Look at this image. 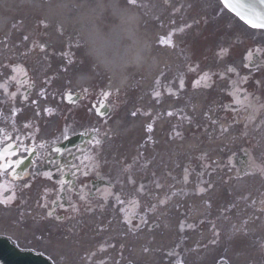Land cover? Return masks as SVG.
<instances>
[{
  "label": "flooded vegetation",
  "instance_id": "flooded-vegetation-1",
  "mask_svg": "<svg viewBox=\"0 0 264 264\" xmlns=\"http://www.w3.org/2000/svg\"><path fill=\"white\" fill-rule=\"evenodd\" d=\"M159 1L168 15L169 38L190 27L185 38L223 41L204 53L197 77L213 90L214 157L203 154L196 163L186 160L173 168L163 163L157 168L140 155L125 158L115 128L116 99L99 116L93 102L75 103L70 89L54 84L56 75L36 70L10 76L0 90V141L17 149L8 157L15 171L0 174V235L15 247L53 264H105L116 240L122 245L118 261L134 264L140 234L152 245L165 225L213 232L222 218L264 213V207L257 209L264 201V38L246 32L237 37L230 24L221 35L218 11L206 8L204 0ZM207 24L212 32L205 34ZM236 90L247 96L243 106L234 103ZM155 123L140 118L135 131L140 150L153 149ZM178 133L171 127L160 132ZM205 144L202 138L200 146ZM190 198L201 200L206 212L200 218H194ZM110 232L119 235L110 239Z\"/></svg>",
  "mask_w": 264,
  "mask_h": 264
},
{
  "label": "bare ground",
  "instance_id": "bare-ground-1",
  "mask_svg": "<svg viewBox=\"0 0 264 264\" xmlns=\"http://www.w3.org/2000/svg\"><path fill=\"white\" fill-rule=\"evenodd\" d=\"M148 11L142 0L134 3L129 0H0V65L8 66L15 62L18 51L25 53L33 43L44 40L51 46L53 60L50 66L53 70L64 71L72 67L76 49L84 48L108 74L109 90L128 89L130 80L146 88V84L159 81V73L167 74L176 58V52L164 47L156 38V28L145 18ZM66 57L69 60L64 65L62 61ZM86 70V65L81 68V71ZM87 83L89 76L83 73L74 79L75 86ZM205 100L201 92H190L179 95L177 101L162 97L159 106L152 102L147 106L152 112L151 118L157 120L155 129L159 130L165 122H173L169 118L172 115L178 119L187 118L192 124L201 123ZM143 114L132 110L127 113L124 135L133 137V144L138 142L135 131ZM183 131L186 138L192 134L190 128L188 132ZM169 135L160 141L155 133L153 140L157 146H162L169 139L170 145H177L178 154L186 146L193 148L200 141L199 137H190L176 144ZM229 235H235V241L222 242L220 252L227 250L229 257L233 252L240 260L235 259L237 264H258L264 233L236 231ZM209 252V249L199 251L201 255Z\"/></svg>",
  "mask_w": 264,
  "mask_h": 264
},
{
  "label": "snow or ice",
  "instance_id": "snow-or-ice-1",
  "mask_svg": "<svg viewBox=\"0 0 264 264\" xmlns=\"http://www.w3.org/2000/svg\"><path fill=\"white\" fill-rule=\"evenodd\" d=\"M130 3H134L135 0H129ZM221 3H223L224 7L227 8L229 11L233 12L236 16H238L241 20H243L246 24H248L252 28H261L264 29V0H221ZM260 5L262 6L260 11L256 10V6ZM171 34H169V37ZM161 43H168L169 46H171V39L169 38L167 41L165 39H161ZM251 56V53L249 54V57ZM229 71H233V69H229ZM207 76H205V79ZM199 82L194 83V86L198 84ZM87 91V89H85ZM242 90H236L234 92V103L237 104V106H243L244 101L247 100V96L242 95ZM110 95V93H103L104 99H107V97ZM158 95V93H157ZM103 103H101L100 108L105 107ZM235 110V109H233ZM99 112V109H98ZM103 114V113H100ZM172 113H169L171 115ZM25 127H28V125H25ZM224 131H227V129H224ZM8 137H5V140H7ZM96 143H99V141H96ZM0 144H3L2 147H0V174H3L4 172L8 171L9 168H12L13 172L15 171V168L13 167L12 163L8 162V157L10 155L16 154L17 146L12 143H3L0 141ZM18 163L16 162V165L18 166Z\"/></svg>",
  "mask_w": 264,
  "mask_h": 264
},
{
  "label": "rangeland",
  "instance_id": "rangeland-1",
  "mask_svg": "<svg viewBox=\"0 0 264 264\" xmlns=\"http://www.w3.org/2000/svg\"><path fill=\"white\" fill-rule=\"evenodd\" d=\"M149 3H152V0H149ZM205 3H206V5H207V7L206 8H208V9H210V7H212V4H213V0H205ZM222 11V13H221V17H222V19L221 20H226V19H229L230 17L223 11V10H221ZM206 11H203V13H205ZM233 22V21H232ZM221 24H223V21L221 22ZM234 27L236 28V30L238 31V32H241V33H239L238 34V37L240 36V35H242V33H244L243 31H242V27L239 25V23L238 22H234ZM204 30H205V32H206V34H208V33H210V32H212V30H211V26H209V24H207L206 26H205V28H204ZM249 33H251V32H249ZM189 34H191V33H189ZM188 34V35H189ZM220 34L221 35H224L225 34V32H222V31H220ZM252 35H259V33H251ZM184 39V37H182V40ZM212 38H203V41H204V43H195L194 41H193V51H192V53H194V54H196L198 57H200V55H202V53L203 52H205V51H199V48H202V49H205L206 51L208 50V49H211V48H213V47H215V46H217L221 41H219L218 39H216V38H213L214 39V42H212V41H210ZM190 40V39H189ZM193 40V39H192ZM80 54V52H78L77 53V55H79ZM197 56H194L192 59H194V60H192V59H190V66L191 65H194L195 64V62L197 61ZM105 74V73H104ZM188 89H189V85H186V92L185 91H182V93H187L188 92ZM204 91V90H203ZM130 92H132V91H129L128 93H130ZM205 93V92H204ZM206 94V93H205ZM206 96H207V94H206ZM210 104H211V99H210ZM203 107H204V105H203ZM205 109V108H204ZM180 163V162H179ZM247 220V219H246ZM247 222H244L243 224H241L243 227H245V226H247V225H245ZM236 226H237V224H236ZM259 228H261V227H259ZM251 231H259V229H257L256 227H254ZM255 233H257V232H255ZM235 237V236H234ZM234 242V240H232L230 243H233ZM161 248V247H160ZM159 249V248H158ZM221 252H220V250L215 254V255H219ZM222 254H226V253H221V255H219V256H222ZM250 255H251V253H249ZM204 256H205V254H203ZM248 255V254H247ZM155 258H156V255H153ZM260 256H262V252H261V255ZM224 257L225 258H227L225 255H224ZM230 257L231 258H229L231 261H232V263H234V264H237L238 262L237 261H235V259L236 260H239L238 258H235V254L233 253V252H231L230 253ZM247 257H249V256H247ZM183 262H185L186 264H205L206 263V260H202V259H200V255L199 254H194V253H192L191 251L190 252H187V254L185 255V256H183V258H180ZM206 259V258H205ZM228 259V258H227ZM228 259V260H229ZM168 260L169 261H171L172 260V258H168ZM240 261V260H239ZM159 262H161V261H159ZM159 262H157L156 264H158Z\"/></svg>",
  "mask_w": 264,
  "mask_h": 264
},
{
  "label": "water",
  "instance_id": "water-1",
  "mask_svg": "<svg viewBox=\"0 0 264 264\" xmlns=\"http://www.w3.org/2000/svg\"><path fill=\"white\" fill-rule=\"evenodd\" d=\"M261 8H262V6H260V5H257V6H256V10H257V11H260ZM39 264H47V263H44V262H41V261H40Z\"/></svg>",
  "mask_w": 264,
  "mask_h": 264
}]
</instances>
